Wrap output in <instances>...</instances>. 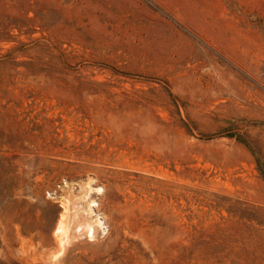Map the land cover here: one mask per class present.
Masks as SVG:
<instances>
[{
  "label": "rangeland",
  "instance_id": "374dc122",
  "mask_svg": "<svg viewBox=\"0 0 264 264\" xmlns=\"http://www.w3.org/2000/svg\"><path fill=\"white\" fill-rule=\"evenodd\" d=\"M0 264H264V0H0Z\"/></svg>",
  "mask_w": 264,
  "mask_h": 264
},
{
  "label": "bare ground",
  "instance_id": "6f19581e",
  "mask_svg": "<svg viewBox=\"0 0 264 264\" xmlns=\"http://www.w3.org/2000/svg\"><path fill=\"white\" fill-rule=\"evenodd\" d=\"M61 203H62V206H63V208H64V212H62L61 213V217L59 218V221H58V223H57V225H56V228H55V230H54V233H56V234H58L59 236H60V243H62V244H64V241H65V237L67 236V234H68V223H67V221H66V216H67V212H68V204H67V202H64V201H61ZM95 201H93L92 203H91V208L95 205ZM93 209V208H92ZM86 228H87V231L88 232H94V227H93V225H91V224H86ZM61 244V245H62ZM62 247V246H61ZM57 252V251H56ZM58 252H61V249H59L58 250ZM56 256V255H55ZM54 256V257H55ZM57 257V256H56Z\"/></svg>",
  "mask_w": 264,
  "mask_h": 264
}]
</instances>
